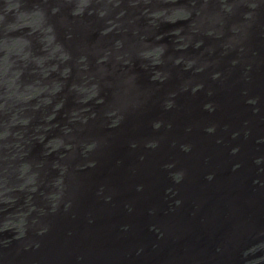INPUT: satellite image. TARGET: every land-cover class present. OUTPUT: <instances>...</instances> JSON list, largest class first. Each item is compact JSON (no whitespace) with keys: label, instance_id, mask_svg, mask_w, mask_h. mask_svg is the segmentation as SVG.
<instances>
[{"label":"water","instance_id":"1","mask_svg":"<svg viewBox=\"0 0 264 264\" xmlns=\"http://www.w3.org/2000/svg\"><path fill=\"white\" fill-rule=\"evenodd\" d=\"M188 1L15 4L34 49L0 21V64L17 48L0 65V209L8 190L42 217L0 233V264H264V0Z\"/></svg>","mask_w":264,"mask_h":264},{"label":"rangeland","instance_id":"2","mask_svg":"<svg viewBox=\"0 0 264 264\" xmlns=\"http://www.w3.org/2000/svg\"><path fill=\"white\" fill-rule=\"evenodd\" d=\"M13 1V5H18L17 6V11L18 12H21L22 14L25 12V11H27L28 10V7L31 5V1L32 0H12ZM190 4H194L195 3V1H193V0H190V1H188ZM13 5H11V6H9L7 9H9V8H11V10L9 11V12H7V15H9V16H11V12H13V11H15L16 10V8L13 6ZM175 8V7H174ZM24 14H26V13H24ZM159 14H161V13H159ZM7 15H3V11H2V14L0 15V20L1 21H3L2 22V24H4L5 22L7 23V22H9V24H11V25H8V27L6 26V27H4L5 29H8L9 31L11 30V32H13L14 33V35L16 36V37H12L13 39H18V38H20V39H22L24 36L23 35H20L19 33L22 31L21 30V27H26V26H23V25H26L23 21H21V22H18V23H15V25L14 26H12V23H10V19H12V18H8V16ZM189 17V15H186L185 17H183V20L184 19H187ZM26 20H29V18L28 19H26ZM163 25V24H162ZM180 28L181 29H179L178 30V33H180V34H182V35H184L185 36V38H190V36H191V33H190V31L187 29V27H185L184 25L183 26H180ZM27 33H30L29 31H27ZM31 34V33H30ZM35 38V37H34ZM34 38H33V36L32 37H28V38H25V39H22L24 42L26 41V46H28V44H30V46L32 47V49H34L33 47H34V43H35V40H34ZM167 44H169V43H167ZM8 46H7V48H14V46H9V43L7 44ZM169 46H170V44H169ZM168 45H165L164 46V50L162 49V53L164 54H167V55H172L173 54V50H172V48H170ZM3 49V48H2ZM15 50H17V48H15L14 49V51H10V49L9 50H7L6 48H4L3 49V56L4 55H6V56H8V61H7V64H6V67H8L9 68V62L11 61L12 63H13V58H14V56H13V54L15 53ZM12 52V53H11ZM52 69H53V71H56V66H53L52 67ZM50 70H51V67H50ZM67 71H68V74H67V76L70 78V79H73L74 78V71H73V68L71 67V66H69L68 67V69H67ZM25 74H26V72H24ZM43 76H45V78H51V74L49 73V71L48 72H45L44 74H43ZM15 92H17V91H15ZM72 99V96H70L69 94H67L66 96H64V102H63V104H69L68 102L70 101ZM6 104V103H5ZM3 105V104H2ZM34 107V109L36 110V111H38V109L39 108H41L42 107V105H37V106H33ZM67 106H65V108H66ZM1 110H5V111H7V110H9V107H7V105L5 106H3L2 107V109ZM34 110V111H35ZM67 110H69V107H67ZM55 115V114H54ZM96 115V114H95ZM38 117V115H37V113L35 112V114H34V116H33V118L35 119V118H37ZM56 117V116H55ZM32 116L29 118V120L26 122L27 123V126L25 127L26 129L25 130H27L28 131V126H29V124H30V122L32 121ZM52 118V117H51ZM25 123V124H26ZM70 126H68L67 127V129L68 130H70L71 128H69ZM55 131H56V124L55 125H53V126H51V136H56V134H54L55 133ZM10 136V135H9ZM8 136V137H9ZM2 138H4V137H2ZM52 139H55V138H52ZM52 145H56V144H52ZM68 145V144H67ZM67 145H65L66 147H68ZM63 146V144H61L59 147H62ZM70 148H72V147H70ZM63 153V152H62ZM64 155V153L63 154H61L60 156H63ZM1 159H5L6 160V158L4 157V155H3V153L1 152L0 153V166L1 167H3V164L1 163ZM7 161V160H6ZM7 187V185H5V188ZM2 190V189H1ZM51 190V188H50V186L48 185V184H43V183H41L40 185H39V187H38V189H35L34 188V191H39V193H40V195H42L43 193H47L48 191H50ZM19 192V191H18ZM13 193H9L8 192V190L7 191H5L4 193H3V195H5V196H9V197H7V202L6 201H3L2 202V204H4L5 206L6 205H8L9 203L11 204V205H9L8 206V209L10 210V211H13V210H15L18 206H19V204L21 203V193H18V194H14V195H12ZM47 195H49V194H47ZM51 195V194H50ZM26 200H28V198H26ZM5 206H3L1 209H0V213H6V209H5ZM22 207H24V206H22ZM22 207H20L19 208V211L18 212H12V215L9 217V218H6V217H4L3 215H1L0 216V222H1V227H0V233H2V231L4 230V228H5V226H8V227H10V228H12L13 230L15 229V226L14 225H12L13 223H18L19 224V222H18V220H15V219H17V218H22L23 216H25V218H26V220H27V223L25 222V220L22 222V224L23 223H26V224H24L23 226H24V228L25 227H34L35 225H36V223H38V216H39V214H38V216H37V214L35 215V216H31V213L30 212H28V213H23L22 211H20V209L22 208ZM36 209V208H35ZM6 210V211H5ZM36 210H38V211H36V213L38 212V213H40V211H42V210H44V207L42 206V205H40V207H38ZM50 210H51V206H50ZM5 211V212H4ZM16 213H20L18 216H16ZM23 226L22 225H19V228H23ZM19 231H22V230H18V232ZM26 231L27 230H25V232L24 233H26ZM23 235H25V234H23ZM20 237H22V236H19L18 238H20Z\"/></svg>","mask_w":264,"mask_h":264},{"label":"flooded vegetation","instance_id":"3","mask_svg":"<svg viewBox=\"0 0 264 264\" xmlns=\"http://www.w3.org/2000/svg\"><path fill=\"white\" fill-rule=\"evenodd\" d=\"M0 6H1V4H0ZM1 14H2V12H1ZM0 14V15H1ZM174 14V15H173ZM172 14V16L171 17H169V20H178V19H183V17H185V16H181V15H179V14H176V13H173ZM44 30V29H43ZM178 30L179 29H177V30H175L174 31V33H176V34H180V33H178ZM193 33H195V31H193ZM184 36V35H183ZM185 37V36H184ZM181 39V38H180ZM186 39H188V40H190L191 39V36H190V38H186ZM43 44L45 45V42H43ZM161 52H162V50L161 49H159V50H156V51H154L153 52V54L155 55V56H158L159 57V55L161 54ZM42 62H47L48 64H50V62H51V57L50 56H48L47 58H44L43 60H42ZM50 73V72H49ZM86 101H88V100H86ZM2 109V107H0V112H2V115L3 114H6V112H4L3 110H1ZM90 111V107H88V106H86L85 108H84V111ZM92 114V116H95V113L93 112V113H91ZM1 119H3L4 120V117H2ZM4 186V185H3ZM0 193H1V191H0ZM51 194V193H50ZM3 201H6L7 202V197H6V199H4ZM9 205H11L10 203L8 204V205H6L5 206V209L6 210H9L8 209V206ZM5 210V211H6ZM4 211V212H5ZM19 211V208H16V211L15 212H18ZM1 214L2 215H4V213H0V216H1ZM20 213H16V216H18ZM23 218V217H22ZM22 218H17V219H15V220H18V222H19V224L18 223H13L12 225H14L15 226V229L13 230L12 228H10V227H8V226H5V228H4V230L3 231H7L8 229H11L12 231H13V234L15 235V236H18V233L20 232H18V230H22V228H19V225H22V222H23V219ZM2 231V232H3ZM6 241H8V239H6L3 243H5Z\"/></svg>","mask_w":264,"mask_h":264},{"label":"bare ground","instance_id":"4","mask_svg":"<svg viewBox=\"0 0 264 264\" xmlns=\"http://www.w3.org/2000/svg\"><path fill=\"white\" fill-rule=\"evenodd\" d=\"M0 4H1V1H0ZM14 4V3H13ZM12 5V3L9 5V6H11ZM8 6V7H9ZM14 6V5H13ZM32 7V5H30L28 8H31ZM0 8H1V6H0ZM1 12L2 11H0V14H1ZM1 21V20H0ZM10 21V23H13V19H10L9 20ZM16 23H18V22H16ZM4 24H7L6 22L4 23ZM47 26H50L51 27V24L50 23H45ZM232 24V23H231ZM6 27V26H5ZM8 27V26H7ZM52 30V29H51ZM62 32H63V30L61 31L60 30V34H62ZM59 34V35H60ZM16 37V36H15ZM17 39V38H16ZM13 40V39H12ZM9 42H5L4 44H3V46H6V47H3L2 46V48L4 49V48H6L7 50H9L10 49V51H14V49L16 48V47H14V48H7V44H8ZM14 44V43H13ZM12 53V52H11ZM2 55H3V52H2ZM80 55V54H79ZM73 57H77L76 55H72ZM4 59L6 60V63H5V65H3V64H0L1 65V71L3 72L4 71V68L6 67V64H7V61H8V56H6V55H4ZM70 105V104H69ZM2 106V105H1ZM67 106V105H66ZM4 120H5V118H4ZM70 128V127H69ZM3 131H0V138H1V136L3 135ZM3 139V138H2ZM4 154V153H3ZM51 193V190L50 191H48L46 194H50ZM43 207H44V205H42ZM40 207V206H39ZM38 223H36V225L34 226V227H38V224L41 222V220H42V217H40V216H38ZM0 225H1V222H0ZM46 226V225H45Z\"/></svg>","mask_w":264,"mask_h":264}]
</instances>
